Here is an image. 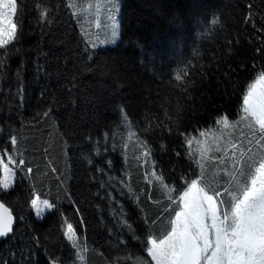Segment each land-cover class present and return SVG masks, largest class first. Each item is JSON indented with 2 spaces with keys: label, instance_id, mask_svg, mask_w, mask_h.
<instances>
[{
  "label": "trees",
  "instance_id": "obj_1",
  "mask_svg": "<svg viewBox=\"0 0 264 264\" xmlns=\"http://www.w3.org/2000/svg\"><path fill=\"white\" fill-rule=\"evenodd\" d=\"M108 2L17 0L0 47V151L17 174L0 185L15 218L0 264H155L191 179L226 206L246 182L234 148L202 142L264 73V0H120L121 39L97 47ZM35 197L54 206L42 220Z\"/></svg>",
  "mask_w": 264,
  "mask_h": 264
},
{
  "label": "snow or ice",
  "instance_id": "obj_2",
  "mask_svg": "<svg viewBox=\"0 0 264 264\" xmlns=\"http://www.w3.org/2000/svg\"><path fill=\"white\" fill-rule=\"evenodd\" d=\"M17 14V0H0V47L15 38L17 24L13 17ZM258 86L259 92L256 91ZM243 113L244 119H251L258 126L261 139H264V73L256 83L249 85L243 97ZM221 123L226 124L227 120ZM12 143H16L15 137ZM0 185L4 189L11 186L7 179L0 181ZM179 199L182 206L175 213L171 231L159 242L150 241L148 251L155 264H201L205 259L207 264H264V158L255 166L240 194L233 197L231 211L225 212L223 220L218 216L213 196L198 186L195 178L190 180ZM44 203L53 207L47 201ZM32 204L35 206L37 201L33 200ZM208 215L215 229L214 245L209 243L204 223ZM12 224L11 212L0 204V237H7L13 231ZM65 234L75 243L77 237L72 224H67ZM209 247L213 250L206 256Z\"/></svg>",
  "mask_w": 264,
  "mask_h": 264
},
{
  "label": "rangeland",
  "instance_id": "obj_3",
  "mask_svg": "<svg viewBox=\"0 0 264 264\" xmlns=\"http://www.w3.org/2000/svg\"><path fill=\"white\" fill-rule=\"evenodd\" d=\"M119 1L120 0H109L108 2L109 5L108 8L110 10L109 14L112 18L111 20L109 19L107 20V26L105 27L103 33H100L101 37L96 40V44H98L97 47H115L121 39V25L119 21L120 20L119 15H120L122 0L120 5L118 6ZM13 22H14V17H13ZM5 37H7V33H5ZM259 78L260 76H258L253 83H256V81ZM259 90L260 89L258 86L256 91L259 92ZM244 115L245 114L243 113L242 110V117L239 121L231 123L227 120L226 124L221 123L219 131L217 132L215 131L216 133L213 132L208 137V139L206 138V142H202V147L205 148L210 153H216L215 155H217V153H224L226 148L227 150L234 148L236 155H235V159L231 160L233 161L232 164L236 166L237 169H241V170L242 168L246 167V164H248L247 178H246L247 181L250 178L251 174H253L255 166H257L259 161L262 158H264V147H261V145H264V139H261L262 134L259 132L258 126L255 125L251 119H244ZM251 141L254 143L255 146L247 154V152L245 153V145L246 142H251ZM240 155L241 156L243 155L244 158L237 160ZM10 162H11L10 160L5 159V157L0 151L1 181L7 179L8 181H10L11 184V186L8 189L3 188L4 190H10L16 182L17 174L16 171L11 167ZM198 186L200 185L198 184ZM205 191H207L209 195L213 196V202L217 206V213L220 219L221 220L225 219L224 214L225 212L230 213L231 205L226 206L225 200L221 192L218 193L217 195H214L206 189ZM228 192L232 193V190H228ZM238 195L239 194L235 196ZM33 200L37 201V204L35 206L32 204V209L35 214V217L38 220H42L48 212H51L54 209V206L47 207V205L44 203L45 201H47V204L52 205L51 202H49L48 200L41 199L40 197H35ZM181 206H182V202H181ZM204 223L206 225L209 243L210 245H214L215 229L211 227L212 221L210 215L206 216ZM66 231H67V226H66ZM77 241H75V243L73 241L71 242L77 245ZM200 243H202V241ZM212 250L213 248L209 247L206 256H210ZM201 264H207L206 259L202 260Z\"/></svg>",
  "mask_w": 264,
  "mask_h": 264
},
{
  "label": "water",
  "instance_id": "obj_4",
  "mask_svg": "<svg viewBox=\"0 0 264 264\" xmlns=\"http://www.w3.org/2000/svg\"><path fill=\"white\" fill-rule=\"evenodd\" d=\"M0 204H3L6 208H8V207H7L3 202H1V201H0ZM8 209H9V208H8ZM9 211L11 212L10 209H9ZM11 214H12V212H11ZM12 217H13V224H12V228H13L14 225H15V218H14L13 214H12ZM10 234H11V233H9L7 237H0V242L3 241V240H6V239L10 236Z\"/></svg>",
  "mask_w": 264,
  "mask_h": 264
}]
</instances>
